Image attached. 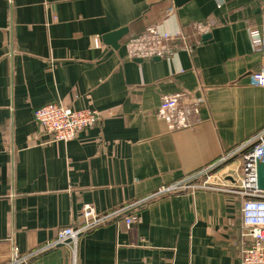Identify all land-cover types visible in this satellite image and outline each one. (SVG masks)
I'll return each instance as SVG.
<instances>
[{"label": "crops", "instance_id": "1", "mask_svg": "<svg viewBox=\"0 0 264 264\" xmlns=\"http://www.w3.org/2000/svg\"><path fill=\"white\" fill-rule=\"evenodd\" d=\"M122 29L119 47L103 42ZM252 29L264 41V0H0V264L14 251L72 264L66 245L40 248L86 207L104 215L185 180L231 186V153L264 131ZM151 30L172 37L168 54L130 58L128 40ZM176 94L196 105L193 128L157 116ZM51 103L99 122L54 142L33 116ZM242 203L206 188L160 197L80 234L74 264H240Z\"/></svg>", "mask_w": 264, "mask_h": 264}, {"label": "built area", "instance_id": "2", "mask_svg": "<svg viewBox=\"0 0 264 264\" xmlns=\"http://www.w3.org/2000/svg\"><path fill=\"white\" fill-rule=\"evenodd\" d=\"M197 28L199 33L208 29L206 25H200ZM248 32L251 43L256 47L261 57L260 68L251 73L250 82L253 86L264 89V41L257 30L252 29ZM171 39L172 37L169 35L160 37L154 30H151L148 34L129 39L127 53L130 58L162 57L169 52V48L163 40ZM182 97L181 94L163 97L157 110V116L167 123L171 131L190 129L195 126L190 118L197 112L196 105L181 103ZM33 116L42 132L47 134L52 141L64 143L74 140L79 133L94 127L99 122L98 113L90 108L71 109L55 103L34 109ZM231 154H240L242 159L236 176L232 178L231 186L215 188L206 184L205 181L201 186L196 187L189 180H185L161 187L132 205L121 207L104 215H95L90 207H86L76 227L69 226L58 231L55 239L41 247L40 252L53 249L58 245H66L70 251L72 264H74L77 257V240L80 234L105 223L110 218L126 213L131 208L143 206L160 197L206 188L237 195L243 200L240 237L244 239V243L240 264H264V190L258 189L256 182V164L258 162L264 164V131L252 140L238 146ZM124 221L126 226H130L135 222V218L126 217ZM6 264L30 263L17 251H14Z\"/></svg>", "mask_w": 264, "mask_h": 264}, {"label": "water", "instance_id": "3", "mask_svg": "<svg viewBox=\"0 0 264 264\" xmlns=\"http://www.w3.org/2000/svg\"><path fill=\"white\" fill-rule=\"evenodd\" d=\"M172 1L175 7H179L190 0H172ZM126 34H127V29H122L114 33L103 36L102 40L105 44H108L113 48H117L119 47L120 44L119 41ZM203 38H205V36ZM256 182L258 189L264 190V164L260 162L256 164ZM62 246L63 245H59L57 247H62Z\"/></svg>", "mask_w": 264, "mask_h": 264}]
</instances>
